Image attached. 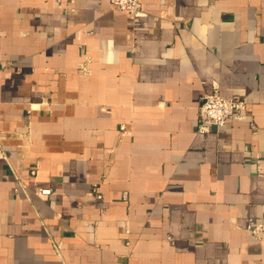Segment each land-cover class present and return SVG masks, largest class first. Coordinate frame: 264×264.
Returning a JSON list of instances; mask_svg holds the SVG:
<instances>
[{
    "label": "crops",
    "instance_id": "crops-1",
    "mask_svg": "<svg viewBox=\"0 0 264 264\" xmlns=\"http://www.w3.org/2000/svg\"><path fill=\"white\" fill-rule=\"evenodd\" d=\"M141 5L0 0V264H264V0Z\"/></svg>",
    "mask_w": 264,
    "mask_h": 264
},
{
    "label": "built area",
    "instance_id": "built-area-1",
    "mask_svg": "<svg viewBox=\"0 0 264 264\" xmlns=\"http://www.w3.org/2000/svg\"><path fill=\"white\" fill-rule=\"evenodd\" d=\"M110 2L113 8L123 10L135 19L143 15L141 0H110ZM88 61V57H86L80 64L82 69H87ZM199 110L200 119L197 131L205 133L221 128L228 119H242L243 114L249 112L250 108L242 99L222 97L215 87L212 92L202 96ZM35 172L33 167L31 174H35ZM47 192L48 190H41V193ZM95 195L97 198L101 197L100 193L96 191ZM122 197L126 199L127 192H123ZM247 230L256 239L261 240L264 238V219L258 222L249 221Z\"/></svg>",
    "mask_w": 264,
    "mask_h": 264
}]
</instances>
